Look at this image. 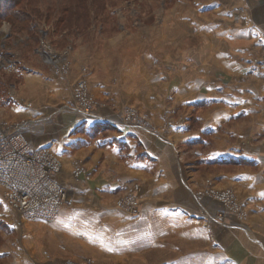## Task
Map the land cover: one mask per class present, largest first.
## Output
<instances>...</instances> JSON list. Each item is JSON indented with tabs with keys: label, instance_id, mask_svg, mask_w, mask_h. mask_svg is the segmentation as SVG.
Listing matches in <instances>:
<instances>
[{
	"label": "rangeland",
	"instance_id": "obj_1",
	"mask_svg": "<svg viewBox=\"0 0 264 264\" xmlns=\"http://www.w3.org/2000/svg\"><path fill=\"white\" fill-rule=\"evenodd\" d=\"M31 4L38 14H51L50 22L43 16L35 21L38 46L16 40L10 36V26L0 22V119L14 122L27 116L36 120L34 131L42 141L55 145L58 155L62 154L68 138L85 125L84 117L72 111L71 83L67 81L64 88L66 78L53 75L54 65L71 55L72 68L85 67L97 81L111 72L107 80L117 96V109L135 104L125 100V87L143 93L149 90L164 100L165 110L171 114L165 120H183L195 129L201 119L194 113L203 105L173 104L171 93H163L162 84L151 73L164 74L170 80L173 71L168 68L169 61L192 63L203 52H210L207 47L211 46L219 65L214 64L209 75L219 82L218 93L226 98L225 107L236 111L225 124L233 154L227 161L210 159L209 148L201 149L207 159L204 164L197 153L200 150L188 144L181 164L189 176L211 179L219 191L233 188L236 207L235 200L242 199L246 191L245 174L257 170L249 160L240 158L242 147L237 135H250L251 142L264 140V72L260 67L264 55L260 24L264 22V8L254 0H107L104 15L86 30L58 33L51 23L71 1L32 0ZM260 12L261 20L257 17ZM59 54L63 59L55 62L54 56ZM146 66L150 69L148 73L143 70L149 77L144 79L150 84L147 89L140 84L142 78L137 70ZM37 75L46 79L49 87L36 83L40 82ZM54 84L61 87L60 97L52 93ZM182 111L187 114L180 119ZM92 125L94 129L98 127ZM73 145L70 158L76 150ZM234 154L237 158H232ZM2 196L0 189V264H60L65 259L94 264H206L203 254L185 255L187 248L181 245L175 222L162 224L150 215L127 219L114 211L113 199L70 196L55 223L26 222L22 217L19 225L15 224L16 213ZM246 201L252 209L264 205L259 198ZM220 217L221 213L216 216ZM204 223L210 227L211 223ZM216 225L209 228L212 237L216 236Z\"/></svg>",
	"mask_w": 264,
	"mask_h": 264
},
{
	"label": "crops",
	"instance_id": "obj_2",
	"mask_svg": "<svg viewBox=\"0 0 264 264\" xmlns=\"http://www.w3.org/2000/svg\"><path fill=\"white\" fill-rule=\"evenodd\" d=\"M254 2L260 5V8H264V0ZM257 15L261 20L262 13ZM260 24L261 41L264 44V22ZM207 49L211 53L203 52L204 54H200L192 63L191 61L178 63L175 59L169 61L168 68L173 71L170 80L164 74L154 71L151 73L156 75L153 77L156 82L162 84L163 93L165 91L171 93L173 104L203 105L194 113L198 120L201 119L195 129L183 120L178 122L165 120L171 114L166 112L164 100L161 101L159 94L157 96L149 90L143 93L125 87L122 90L125 100L135 104L117 109V96L110 89V82L107 80L111 72L104 74L105 78L103 76L97 81L85 67L72 68L71 55L63 61L60 70L55 69L53 75L66 78L62 84L64 88L67 81L71 83L69 99L78 112L74 108L72 111L84 117L82 121H85V125L68 138L63 153L58 155L55 145L42 141L41 135L33 129L36 120L25 116V119L18 122L23 123L24 135L32 148L47 149L59 161L58 181L70 191V196L113 199L114 211L120 216L124 214L127 219L150 215L156 217L162 224L175 222L176 228L180 231L181 245L187 248L184 250L185 255L203 254L206 264H264V205L252 209L246 201L247 198H259L264 203V140L251 142L250 135L248 137L245 133L237 135V142L240 141L242 147L240 158L249 160L257 170L245 174L243 184L246 185V191L242 199L235 200L234 211L225 208L212 195L213 192H229L233 201V197L236 198L233 188H228L231 191L227 189L219 191L211 179L198 180L195 174L189 176L181 164L188 144H194L192 146L194 150H200L197 153L204 164L207 159L205 155H201V149L209 148L210 159L227 161L233 154L229 130L225 124L236 111L225 107L226 98L222 92L218 93L221 86L209 75V71L214 68L213 65L218 63L215 61L213 48L209 46ZM216 55L220 57L221 54ZM262 60L260 67L264 72ZM137 70L142 78L140 84L147 89L150 84L144 79L149 77L144 71L148 73L150 69L146 66L138 67ZM124 73L129 74L127 70ZM131 76L130 73V78ZM40 78L39 75L36 76L40 81L36 83H43L49 87L46 79ZM79 82L85 84L91 104V110L87 115L78 107L75 100V87ZM51 86L52 93L60 97L61 87L56 84ZM129 110L136 114L132 121H126L124 118V113ZM30 113L32 112L25 111V114ZM186 114V111H182L180 119ZM92 124H98V127L94 129ZM93 132L94 136H91ZM73 143L76 150L70 158L69 151ZM232 158L237 156L234 154ZM210 159L209 162L212 161ZM75 168L80 169L77 176L72 174ZM122 200H132L136 212L132 214L128 208H119L117 203ZM255 202L253 200L252 204ZM6 205L16 213L18 219L15 224L20 225L21 215L7 203ZM65 206L61 207L57 218ZM219 213L221 217L218 219L216 216ZM55 220L52 223H55ZM204 222H208V225L211 223L210 227L217 224L215 230L217 237L211 236L213 233ZM207 234L211 237L207 238ZM235 234L237 236L234 237Z\"/></svg>",
	"mask_w": 264,
	"mask_h": 264
},
{
	"label": "built area",
	"instance_id": "obj_3",
	"mask_svg": "<svg viewBox=\"0 0 264 264\" xmlns=\"http://www.w3.org/2000/svg\"><path fill=\"white\" fill-rule=\"evenodd\" d=\"M61 59L60 54L54 56L55 62ZM48 60L51 61L50 58ZM62 63L63 61L53 65L56 70H60ZM75 92L76 104L84 114H89L91 104L85 84L77 83ZM124 118L126 121L134 120V112L126 111ZM59 172V161L47 149L30 146L24 135L22 122L0 120V189L5 202L21 217L42 223H52L57 218L61 207L70 197V191L58 181ZM79 173V168L72 172L74 176ZM212 195L228 210H236L229 192H213ZM117 206L121 209L128 208L132 214L136 212L132 200L119 201ZM62 264L91 263L67 260Z\"/></svg>",
	"mask_w": 264,
	"mask_h": 264
},
{
	"label": "trees",
	"instance_id": "obj_4",
	"mask_svg": "<svg viewBox=\"0 0 264 264\" xmlns=\"http://www.w3.org/2000/svg\"><path fill=\"white\" fill-rule=\"evenodd\" d=\"M27 1L25 5L24 2ZM32 0H0V22L5 21L11 29L10 36L24 43L39 45L35 21L42 16L50 22L51 14L36 11ZM71 5L57 13L52 29L58 33L86 30L97 18L104 15L107 0H70ZM110 1V0H109ZM22 6V7H20ZM101 21V20H98ZM2 37L0 36V39Z\"/></svg>",
	"mask_w": 264,
	"mask_h": 264
},
{
	"label": "bare ground",
	"instance_id": "obj_5",
	"mask_svg": "<svg viewBox=\"0 0 264 264\" xmlns=\"http://www.w3.org/2000/svg\"><path fill=\"white\" fill-rule=\"evenodd\" d=\"M260 1V0H259Z\"/></svg>",
	"mask_w": 264,
	"mask_h": 264
}]
</instances>
